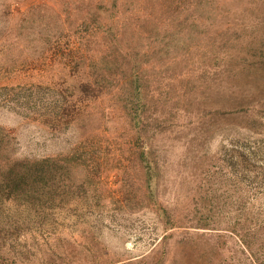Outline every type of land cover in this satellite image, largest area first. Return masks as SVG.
<instances>
[{
    "label": "rangeland",
    "instance_id": "obj_1",
    "mask_svg": "<svg viewBox=\"0 0 264 264\" xmlns=\"http://www.w3.org/2000/svg\"><path fill=\"white\" fill-rule=\"evenodd\" d=\"M0 264H264V0H0Z\"/></svg>",
    "mask_w": 264,
    "mask_h": 264
},
{
    "label": "trees",
    "instance_id": "obj_2",
    "mask_svg": "<svg viewBox=\"0 0 264 264\" xmlns=\"http://www.w3.org/2000/svg\"><path fill=\"white\" fill-rule=\"evenodd\" d=\"M41 162L42 161H40V160H31V161L30 160H25V161H23V163L26 165V174H27L28 180H29V181H27V183H28V191H30V189H31V187L33 185V182H37L34 178L40 177L39 176V166H41V164H40ZM149 179L151 180V177ZM33 189L30 191L29 194L32 197L37 198L38 194H37V192H33Z\"/></svg>",
    "mask_w": 264,
    "mask_h": 264
}]
</instances>
